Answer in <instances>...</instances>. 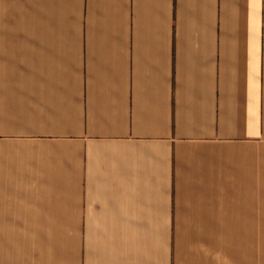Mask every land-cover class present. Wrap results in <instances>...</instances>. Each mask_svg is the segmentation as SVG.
<instances>
[{
  "label": "crops",
  "instance_id": "0c3cea01",
  "mask_svg": "<svg viewBox=\"0 0 264 264\" xmlns=\"http://www.w3.org/2000/svg\"><path fill=\"white\" fill-rule=\"evenodd\" d=\"M0 264H264V0H0Z\"/></svg>",
  "mask_w": 264,
  "mask_h": 264
}]
</instances>
